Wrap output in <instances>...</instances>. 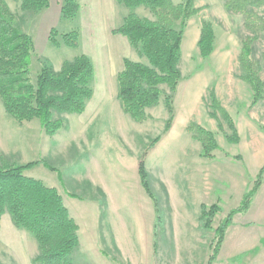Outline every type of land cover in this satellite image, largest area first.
Wrapping results in <instances>:
<instances>
[{"label": "rangeland", "instance_id": "374dc122", "mask_svg": "<svg viewBox=\"0 0 264 264\" xmlns=\"http://www.w3.org/2000/svg\"><path fill=\"white\" fill-rule=\"evenodd\" d=\"M62 1L50 0L48 10L33 16L22 13L19 2L6 0L34 42L32 79L35 80L43 60L58 71L63 62L85 55L94 66L93 95L86 101L83 114L62 115L67 128L53 137L44 134L37 120L16 122L5 113L0 101V155L14 165L44 161L58 171L60 179L56 172L39 164L26 171L25 176L56 188L71 212L86 213L88 224L97 227V244L84 248L89 257L80 254L75 264H206L214 243V230L231 210L240 206L264 166V98L252 105L250 86L241 79L242 41L251 36L243 15L228 12L223 0L194 3L197 13L188 21L183 36L179 64L182 79L173 97L178 122L167 138V134H162L168 118L163 104V98L170 94L168 88L161 87L164 97L148 111L149 119L144 123H136L124 115L116 99V74L122 69L124 58L141 63H147L146 60L122 36H117L122 43L116 41L109 27L102 30L92 24L100 17L99 24L104 27L106 17L98 15L91 2L77 0L81 6L78 18L63 20L59 16ZM252 10L262 16L264 3ZM107 20L109 26L115 24L113 19ZM204 22L214 31V50L206 60L199 55L195 43ZM52 28L59 35L78 31V48L53 47L48 41ZM57 40L60 41L59 36ZM250 57L259 65V77L264 82V32L253 40ZM211 90L232 118L240 139L238 144L228 143L226 127L223 126L222 132L208 116ZM189 123L214 134L220 151H215L213 158L200 157V144L186 131ZM159 135L160 141L149 148ZM140 159L157 206L139 184ZM123 168L127 170L126 185L124 177L119 176V171L124 173ZM103 190L110 195L109 199ZM70 194L81 200L70 198ZM143 202L157 212L155 247L147 255L138 249L136 255L131 249L121 255L109 240L107 216L116 215L119 208L133 211L146 207ZM201 204L206 207L216 204L220 209L207 230L201 228L198 218ZM0 224V264H33L38 254L33 237L15 228L9 215L3 216ZM229 229L214 264H264V175L250 209L234 216ZM199 235L202 240L195 243Z\"/></svg>", "mask_w": 264, "mask_h": 264}, {"label": "trees", "instance_id": "16d2710c", "mask_svg": "<svg viewBox=\"0 0 264 264\" xmlns=\"http://www.w3.org/2000/svg\"><path fill=\"white\" fill-rule=\"evenodd\" d=\"M19 2L22 13L39 15L49 8V0H12ZM129 12L122 24L112 30V35L126 39L139 57L147 63L122 59V69L116 74V99L124 115L136 123L149 119L148 109L159 105L166 86L170 92L163 98L168 118L164 122L163 134H166L173 123L175 114L173 97L182 79L179 64L181 62V43L187 23L195 16L196 0H185L173 4L172 0H114ZM228 12L242 14L244 25L251 36L242 41L239 64L241 79L252 91L251 104L255 105L264 98V82L259 77V65L251 59V46L257 35L264 32V13L258 16L252 9L260 7L264 0H223ZM143 7L152 15V19L141 18L134 10ZM80 5L77 0H63L60 4V18L73 20L77 17ZM60 37V41L57 37ZM48 41L55 48L64 46L77 49L79 46L78 31L59 35L52 28ZM214 31L204 22L200 29L197 47L203 60L209 58L214 50ZM35 46L30 34L25 32L12 12L6 0H0V101L7 115L18 123L37 120L46 136L53 137L67 128L62 115H81L85 103L93 91L94 66L91 60L80 55L71 61L62 63L55 71L47 61L41 62L35 80L31 77V65L35 56ZM208 116L217 122V127L225 133L226 141L238 144L239 136L236 126L216 98L213 90L208 95ZM186 131L193 140L200 144V157L213 158L220 148L214 134L197 124L189 123ZM162 135L155 137L149 146L153 148ZM241 160L240 156L235 157ZM41 164L52 172L44 161L29 162L25 165L11 164L0 155V222L8 214L15 228L29 233L37 244L38 254L33 264H75L80 255L78 226L70 216L63 197L54 187H48L40 180L25 176V172ZM138 176L145 193L156 205V198L150 190L148 175L142 159L138 162ZM264 175V166L259 170L254 184L242 199L239 207L231 210L214 230L215 238L211 254L206 264L216 261L227 229L234 216L246 213L260 189ZM70 198L78 199L74 194ZM80 199V198H79ZM157 208V207H156ZM220 211L216 204L206 207L201 205L199 221L202 229L211 227L212 218Z\"/></svg>", "mask_w": 264, "mask_h": 264}, {"label": "crops", "instance_id": "0c3cea01", "mask_svg": "<svg viewBox=\"0 0 264 264\" xmlns=\"http://www.w3.org/2000/svg\"><path fill=\"white\" fill-rule=\"evenodd\" d=\"M184 1L185 0H172L173 4H175V5L181 4ZM88 2H91L93 7L97 9L98 15H105L106 25L104 27L99 24V22L102 21V19H100L99 16H98L99 17L98 22L91 21L92 24H94V26L99 27L102 30H106L107 27H109L111 30L118 28L122 24L124 17L129 12L125 7H123L122 5H118L114 0H82V3H88ZM49 6H50V0H49ZM142 8L143 7H139L137 9H135L134 13L141 18L150 19L152 16L150 14V12L147 9L143 8L144 9L143 10ZM45 10H48V9H45ZM45 10H43V11H45ZM80 10H81V6H80ZM59 16H60V9H59ZM78 16H79V14L77 15L76 18H78ZM90 16H91V14H90ZM107 18L113 19L115 21V24L113 26H109V24L107 23L108 22ZM191 19L192 18H190L189 22L191 21ZM91 20H92V17H91ZM188 26H187V28H188ZM185 32H186V30H185ZM199 35H200V31L195 38L196 44L199 40ZM117 36H119V35H114L113 38L116 41H119L120 43H122L123 42L122 39L120 37H117ZM149 110H151V109L147 110V114H148ZM174 114H175V117H174L172 126H171L170 130L166 133L167 138L172 134V132H174V130L176 128V124L178 122L177 121L178 120V116H177L178 114H176L175 112H174ZM166 137H165V139H166ZM174 158H175V156L171 158V161ZM137 168H138V166H137ZM123 171H124V173L123 172L121 173L119 171V176L121 175L120 178L124 177L123 181L126 185V180H127L126 168H123ZM191 171H192V168L190 167L188 169L189 175L191 174ZM137 174H138V172H137ZM103 191L106 194L107 198L109 199L110 195L106 192V190H103ZM80 200H81V198H80ZM141 200H143V199L141 198ZM80 202H83V201H80ZM143 203L146 205V207L143 206L142 208H139V209L133 210V211H129L127 209H123V208L120 209L119 208V210L115 211L116 215H111V213H109V216H107L106 221L108 222L107 224L110 228L109 240L113 243V246L121 253V255H122V253L123 254L125 253V250H127V252L129 253V249H131V252L133 253V255H136L137 249H138V251H141V254L143 252H145V254L147 255V254H149V251H153V249L155 247V244H156L155 243V240H156V220H157L156 219V216H157L156 213L157 212H156L155 207L153 210L145 202H143ZM201 205H203V204H201ZM201 205H200V207H201ZM69 213H70L71 217L75 220V222L77 223L78 228H79L78 236H79L80 254H82L83 256L85 254V256L89 257L88 253L85 252L83 249L84 248H91L97 244V242H98V229H97V227L88 224L89 222L86 220V213H82V212L79 213L76 211L71 212V210H69ZM184 213L188 215V208H185ZM5 215H8V214H5ZM5 215H3V216H5ZM229 231H230V229L228 228L225 238L228 237ZM105 237H106V235L103 236L104 239H105ZM187 239H188V237H187ZM201 240H202L201 235H199L198 239H194V242L195 243L197 241L201 242ZM190 241L187 240V242H190ZM224 244L225 243L223 242L222 247L224 246ZM222 247L220 249V252L222 250ZM218 256H220V254ZM231 256H234V254H232Z\"/></svg>", "mask_w": 264, "mask_h": 264}]
</instances>
